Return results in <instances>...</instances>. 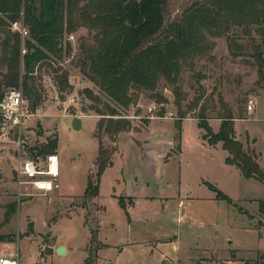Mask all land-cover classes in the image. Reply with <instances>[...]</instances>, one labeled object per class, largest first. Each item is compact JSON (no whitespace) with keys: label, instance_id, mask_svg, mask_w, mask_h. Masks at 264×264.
Returning a JSON list of instances; mask_svg holds the SVG:
<instances>
[{"label":"rangeland","instance_id":"374dc122","mask_svg":"<svg viewBox=\"0 0 264 264\" xmlns=\"http://www.w3.org/2000/svg\"><path fill=\"white\" fill-rule=\"evenodd\" d=\"M205 1L165 0L163 28L155 36L142 35V45L162 48L175 37L185 10ZM89 4L90 0H80L74 13L67 10L61 55L37 64L33 73L44 86L45 99L32 120L34 140L58 137L61 187L50 193L21 194L25 191L16 181L17 161L11 145L0 143V237H4L0 255L17 252L20 264H88L92 231L99 228V243L110 246L100 249L97 257L93 243L89 264H169L178 262L179 255L190 257L184 264H255L264 253L260 202L264 185L236 176L226 167L225 150L211 147L204 139L205 130L198 127L199 110L189 111V119L184 120L179 154L175 124L179 109L173 87L164 78L155 91L138 93L134 104L121 109L124 116L116 117L129 118L132 133L121 132L114 142L100 132L104 146L119 151L114 154L113 168L101 176L100 195L84 197L88 177L97 176L99 140L94 133L100 119L93 111L85 112L93 104L87 94L93 92L109 101L86 66L88 51L98 48L100 37L98 24L92 27L82 17L93 15ZM4 38L0 33V42ZM29 40L22 39V50L32 51ZM208 40L210 49L182 63L183 110L203 92L214 95L216 102L223 98L234 111L237 138L255 150L264 170V88L257 85L256 54L263 37L254 27L251 34L236 27ZM21 68L25 73L24 60ZM7 71L0 62V73ZM64 72L69 82L66 92L60 91L55 79ZM241 113L244 118H239ZM216 115L217 111L212 116ZM74 116L84 117L80 130L72 126ZM220 122L209 120L215 131ZM203 180L230 196L233 203L217 198ZM124 189L136 197L130 209L113 196ZM122 197L131 203L132 197ZM181 199L185 204L179 221ZM9 204L16 211L7 221ZM60 246L66 248L65 253L58 252Z\"/></svg>","mask_w":264,"mask_h":264},{"label":"trees","instance_id":"16d2710c","mask_svg":"<svg viewBox=\"0 0 264 264\" xmlns=\"http://www.w3.org/2000/svg\"><path fill=\"white\" fill-rule=\"evenodd\" d=\"M79 1L0 0V33L5 34V38L0 42V62L8 68L6 73H0V98L6 88L22 86L31 109L37 111L45 99L43 84L37 82L33 76L35 67L49 60L51 55H61L66 12L69 10L70 14L74 13ZM164 2L165 0H90L89 6L93 15L82 16L84 21L89 19L88 23L92 27L95 23L100 29L98 48L88 51L89 62L86 66L109 98V101L104 102L93 92L87 94L93 104H90L85 112L93 111L95 115L100 116L94 133L99 140V152L95 160L97 176L88 177L84 192L87 199H95L100 195L101 176L112 166L116 151L104 146L100 132L107 134L116 142L121 132L132 131L133 125L129 118L116 117L123 115L122 108L128 109L135 103L138 93L144 90L155 91L161 78L173 87L175 104L179 109L178 118L175 120L179 139L178 152H181L183 120L187 118L189 111L199 110L195 118L198 120V127L205 130L204 139L209 145L216 146L222 143L223 149L228 153L225 159L227 164L235 165L244 178L255 179L264 184V170L260 157L248 142L237 138L234 111L230 105L223 98L216 102L214 95L203 92L196 96L184 111L183 102L186 95L180 86L183 61L210 49L208 36L221 35L236 27L251 34L254 27V30L263 37L264 45V0H206L195 3L185 10L175 37L169 39L162 48L151 44L144 46L141 42L142 35L155 36L163 28ZM23 6L25 20L30 28L29 38L34 41H28L32 51L24 55L21 35L11 31V23L19 18ZM263 45H256L259 62L257 85L262 88H264ZM23 60L27 69L25 73H22L21 68ZM55 79L60 91L66 92L69 88L68 74L64 72L63 75L55 76ZM216 111L217 115L212 116ZM160 113V116H164L163 112ZM211 118L221 120L217 132L209 123ZM239 118H244L242 113ZM37 149L41 154L57 152L58 137L50 136L46 142H38ZM205 183L216 192L217 198L233 203V199L215 185ZM118 200L123 208H127L122 196H119ZM260 202L264 208V200ZM15 211V207L9 204L6 212L7 221ZM98 231L99 228L92 231L88 264L93 243L94 256L97 257L98 251L107 247V244L99 243ZM3 238L0 237L1 240ZM255 264H264V253Z\"/></svg>","mask_w":264,"mask_h":264},{"label":"built area","instance_id":"2783aa9c","mask_svg":"<svg viewBox=\"0 0 264 264\" xmlns=\"http://www.w3.org/2000/svg\"><path fill=\"white\" fill-rule=\"evenodd\" d=\"M12 31L19 33L23 40L30 37V28L25 20L24 6L20 18L11 23ZM26 53L27 50H22ZM154 109L156 106L153 107ZM36 113L31 109L29 99L22 86H12L4 90L0 98V143L11 145V152L16 159L15 176L21 194L34 195L50 193L60 187V159L57 152L41 154L38 152V140L35 141L32 120ZM33 134V135H32ZM179 201L178 219L183 220ZM0 264H20L17 252L0 255ZM169 264H181L173 262ZM226 264H238L229 261Z\"/></svg>","mask_w":264,"mask_h":264},{"label":"crops","instance_id":"0c3cea01","mask_svg":"<svg viewBox=\"0 0 264 264\" xmlns=\"http://www.w3.org/2000/svg\"><path fill=\"white\" fill-rule=\"evenodd\" d=\"M83 118L84 117H82V123H83ZM156 118V117H155ZM186 119H189V118H185L184 120H186ZM212 119V118H211ZM211 119H209V120H211ZM153 120V118H151L150 120H149V122L146 124V129H148L149 128V125H150V123H151V121ZM184 120H183V123H182V134H183V125H184ZM197 121V120H196ZM197 123H198V121H197ZM220 124H221V122H220ZM220 124H218V128H217V131L219 130V128H220ZM215 131V130H214ZM217 131H215V132H217ZM128 134L129 133H132L131 131L130 132H127ZM201 136V135H200ZM119 138H120V135H119ZM119 138H118V140H119ZM133 138H135L134 136H133ZM211 146V145H210ZM211 147H213V148H215V149H217V148H223L222 147V143H219V144H217L216 146H211ZM119 150H116L115 151V153L116 152H118ZM181 152H182V139H181ZM181 152H179V154L181 153ZM225 152H226V157H227V155H228V153H227V151L225 150ZM114 153V154H115ZM178 154V155H179ZM113 157H114V155H113ZM226 157H225V159H226ZM225 163H226V161H225ZM113 166H114V158H113V165L112 166H110V167H108L105 171H104V173H106V172H108L109 171V169H111V168H113ZM226 167L227 168H229L231 171H233L234 173H235V175L236 176H242L241 175V172H240V170L235 166V165H230V164H227L226 163ZM103 173V174H104ZM243 177V176H242ZM117 180V179H116ZM117 181H119V180H117ZM203 182L205 183V182H208V181H206V180H203ZM264 185V184H263ZM123 193H121V194H114L113 196L114 197H116L117 199H118V197L119 196H128V197H132V199H133V203H127V208L128 209H130V208H132L135 204H136V201H135V196H133V195H131V194H129V193H127L126 191H125V189L122 191ZM133 243H135V242H133ZM104 244H107V243H104ZM107 246H110L109 244H107ZM104 248H106V247H104ZM187 258H190V257H186V256H184V255H179L178 256V262H182L183 264L185 263V260L184 259H187ZM181 263V264H182ZM165 264H168L167 263V261L165 262Z\"/></svg>","mask_w":264,"mask_h":264},{"label":"water","instance_id":"95a60500","mask_svg":"<svg viewBox=\"0 0 264 264\" xmlns=\"http://www.w3.org/2000/svg\"><path fill=\"white\" fill-rule=\"evenodd\" d=\"M215 89H217V88H215ZM82 125H83V123H82V117L81 116H74L72 118V126L74 129L80 130L82 128ZM58 252L63 254L66 252V248L64 246H60L58 249Z\"/></svg>","mask_w":264,"mask_h":264}]
</instances>
